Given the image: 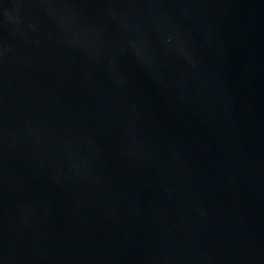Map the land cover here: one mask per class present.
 <instances>
[{"label":"water","instance_id":"water-1","mask_svg":"<svg viewBox=\"0 0 264 264\" xmlns=\"http://www.w3.org/2000/svg\"><path fill=\"white\" fill-rule=\"evenodd\" d=\"M0 264H264V0H0Z\"/></svg>","mask_w":264,"mask_h":264}]
</instances>
